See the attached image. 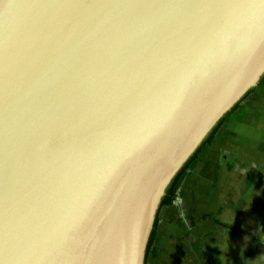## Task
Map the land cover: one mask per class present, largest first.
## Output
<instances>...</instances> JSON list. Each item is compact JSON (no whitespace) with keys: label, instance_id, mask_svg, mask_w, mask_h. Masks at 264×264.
<instances>
[{"label":"water","instance_id":"95a60500","mask_svg":"<svg viewBox=\"0 0 264 264\" xmlns=\"http://www.w3.org/2000/svg\"><path fill=\"white\" fill-rule=\"evenodd\" d=\"M263 75L264 0H0V264H145Z\"/></svg>","mask_w":264,"mask_h":264},{"label":"crops","instance_id":"0c3cea01","mask_svg":"<svg viewBox=\"0 0 264 264\" xmlns=\"http://www.w3.org/2000/svg\"><path fill=\"white\" fill-rule=\"evenodd\" d=\"M159 212L152 264H264V82ZM237 222V224H234Z\"/></svg>","mask_w":264,"mask_h":264},{"label":"trees","instance_id":"16d2710c","mask_svg":"<svg viewBox=\"0 0 264 264\" xmlns=\"http://www.w3.org/2000/svg\"><path fill=\"white\" fill-rule=\"evenodd\" d=\"M264 82V75L261 78L260 84ZM256 91V88L251 89L246 95L245 97L229 112L227 113L219 122L218 124L214 127V129L209 133V135L206 137V139L203 141V143L201 144V146L197 149V151L190 157V159L184 164V166L181 168V170L178 172V174L174 177V179L172 180V182L170 183V185L168 186L165 195L162 198L158 213H157V217H156V221H155V225L148 243V247H147V251H146V258H145V264H152L149 262V258L151 254H154L153 252V246H154V242H155V238H156V233L158 230V225H159V212L160 210L165 207V206H169L171 204H173L175 202V200L178 198L179 194H178V186L180 183L181 178L183 177V175L189 171L194 162L198 159V156L201 152V150L207 146L210 145L213 142L214 137L216 136V134L219 132V130L224 126L225 122L227 121V119L234 113L236 112L242 105V103L249 99L252 98V96L254 95Z\"/></svg>","mask_w":264,"mask_h":264},{"label":"rangeland","instance_id":"374dc122","mask_svg":"<svg viewBox=\"0 0 264 264\" xmlns=\"http://www.w3.org/2000/svg\"><path fill=\"white\" fill-rule=\"evenodd\" d=\"M234 224H237V222H234Z\"/></svg>","mask_w":264,"mask_h":264}]
</instances>
